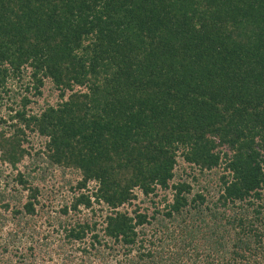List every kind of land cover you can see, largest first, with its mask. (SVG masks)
<instances>
[{"label":"trees","instance_id":"16d2710c","mask_svg":"<svg viewBox=\"0 0 264 264\" xmlns=\"http://www.w3.org/2000/svg\"><path fill=\"white\" fill-rule=\"evenodd\" d=\"M15 80L14 236L57 264H264V0H0V107ZM53 171L78 177L54 214Z\"/></svg>","mask_w":264,"mask_h":264},{"label":"rangeland","instance_id":"374dc122","mask_svg":"<svg viewBox=\"0 0 264 264\" xmlns=\"http://www.w3.org/2000/svg\"><path fill=\"white\" fill-rule=\"evenodd\" d=\"M27 78L25 79V81ZM20 84L18 81H9L7 83V87L10 89L8 93V97H5L3 100L2 106L0 107V118H6V113L7 108L9 106L17 107V105H13L14 102H19L20 97H22L24 94L26 95L25 91H23V88L20 87ZM41 94L40 96L38 95H33L34 91L32 90L30 92L29 98L31 100V104L28 106V108L32 109L33 111L38 110L39 107H45L47 105H55L59 99H58V92L51 86L49 82H44L43 87L40 88ZM29 93V92H28ZM14 95V97H12ZM7 98H9L7 100ZM32 137H30V140H32L35 144V146L40 145V140L36 139L34 134H31ZM39 142V144H38ZM30 162L29 159H27L25 162H23V166H20L21 172H26V166ZM6 168V169H5ZM12 171L10 170L9 167H6L4 164L0 166V173L3 174L4 179L1 178V187L4 188L6 182L9 184L7 189L5 190L7 193L12 191V188L16 185L12 183V177L16 173H11ZM15 172V171H14ZM212 174V173H211ZM53 177L52 175H47L46 180L44 181H36V183L47 190L46 192H49V194H53L56 197V201L53 200V210L52 206L47 210V211H53L52 214H54V210L56 206L62 201L63 198L61 196L66 195L68 191V186L66 185L67 180H69L72 184H74V180H76L78 177L76 174L68 172L61 174L58 171H53ZM186 175V174H185ZM184 175V177H185ZM212 179H216V174H212ZM51 177V178H50ZM13 186V187H12ZM213 187V186H212ZM6 188V187H5ZM3 190V189H2ZM66 198V197H65ZM55 201V202H54ZM1 215L4 213L2 209H0ZM1 221V219H0ZM5 223L0 228V264H5L7 261H14L13 257L11 256V250L15 249L17 252H23L25 250L30 251V248L35 249L34 252L30 251L33 253L34 260H37L35 264H57V262L52 261L50 259V254L44 253V248L39 247L35 243L31 242L30 237L28 236V232L25 235L18 234L17 236H14L16 231L14 229L13 223L10 221L7 222V220L4 221ZM12 233V234H10ZM8 234V235H7ZM9 245V246H8ZM2 246H8L9 251L3 250ZM41 248V250H40ZM54 258V257H53ZM43 260V261H41ZM97 261V260H96Z\"/></svg>","mask_w":264,"mask_h":264}]
</instances>
